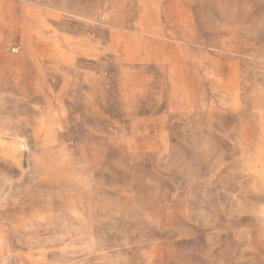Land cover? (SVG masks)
I'll return each instance as SVG.
<instances>
[{"label":"rangeland","instance_id":"rangeland-1","mask_svg":"<svg viewBox=\"0 0 264 264\" xmlns=\"http://www.w3.org/2000/svg\"><path fill=\"white\" fill-rule=\"evenodd\" d=\"M0 264H264V0H0Z\"/></svg>","mask_w":264,"mask_h":264}]
</instances>
